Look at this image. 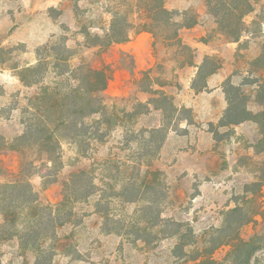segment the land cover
<instances>
[{
	"label": "rangeland",
	"instance_id": "1",
	"mask_svg": "<svg viewBox=\"0 0 264 264\" xmlns=\"http://www.w3.org/2000/svg\"><path fill=\"white\" fill-rule=\"evenodd\" d=\"M210 1L234 6L230 0ZM250 3L252 12L243 17L245 29L235 43L219 29L207 0H164L165 8L176 12L179 26L196 22L178 29L179 38L192 49L187 51L175 44L172 26L155 29V36L140 31L151 20L144 0H0V136L7 146L23 133L21 122L30 116L23 110L37 91L24 87L17 74L36 62L37 48L58 41L71 50L72 66L84 61L109 66L108 86L100 97L112 128L103 142L91 141L86 150L62 142L59 162L47 168L37 148L0 150V183L16 180L13 174L28 167L39 206L57 208L64 182L74 172L84 170L95 185L89 198L70 199L60 212L61 219L69 220L56 229V239L23 245L27 238L17 235L0 241V264H193L189 260L194 250L213 252V259L227 264V241L236 230L257 247L250 264H264V223L257 215L264 206V127L253 121L231 126L221 122L227 84L240 86L248 110L262 109L255 83L262 70L252 62L264 44V0ZM113 17L119 26H129L131 37L107 47L105 35ZM190 60L195 66L188 65ZM198 68L197 85L206 84L201 92L192 89ZM53 78L51 73L48 82ZM162 94L171 98L173 107ZM149 100H154L149 112L137 113L144 112L137 101ZM154 128L159 131L152 137L145 132ZM155 169L161 172L155 192L143 201L110 197ZM145 201L156 202L151 211H142ZM156 208L162 218L187 222L195 244L182 253L175 249L176 237L150 245L133 243L134 224L144 227V219ZM233 208L238 211L229 213ZM30 215L26 211L20 216L19 232L44 228ZM39 217L49 222L42 208ZM244 219L250 222L240 226Z\"/></svg>",
	"mask_w": 264,
	"mask_h": 264
},
{
	"label": "trees",
	"instance_id": "2",
	"mask_svg": "<svg viewBox=\"0 0 264 264\" xmlns=\"http://www.w3.org/2000/svg\"><path fill=\"white\" fill-rule=\"evenodd\" d=\"M144 1L148 11L151 13L149 18L151 20L147 24L144 23L140 31L148 32L155 36V29L172 26L174 27L172 37L176 41L175 44L187 51H192L190 46L183 43L179 38L178 29L179 27L190 28L196 22L179 26L178 22L174 20V13L176 12L167 10L164 0ZM230 1L234 5L233 7H229L225 3L219 7L216 4L217 1L213 4V1L210 0H207L206 6L209 9L211 7V14L215 17L219 29L227 37L231 38L233 42L238 43L245 29L243 17L252 12V5L250 0ZM236 10H240L238 16H235ZM128 27L122 24L119 26L117 17H113L109 31L105 35L108 40L106 42L107 47L112 43L128 41L131 37ZM117 31H119L118 34L121 36L118 39L115 38ZM85 35L90 37L91 34L85 31ZM93 38L96 41L103 42L98 35H94ZM71 56V50L66 46L65 41L47 43L36 49V62L20 70L17 76L22 85L27 88H37V91L28 99V104L23 110V114H30L21 122L24 127L23 133L16 136L10 146H7V141L0 136V150L37 148L45 156L46 162H43V166L47 168L49 165L59 162L62 142L72 143L79 149L86 150L91 141L101 143L105 140L112 128L108 120L107 107L100 94L107 89L110 68L104 63L93 65L87 61L72 66L70 64ZM210 58V56H205L204 60ZM252 64L262 70L259 77L255 78L258 79L255 80L257 84L256 99L262 109L256 113L248 110L243 95L239 93L241 91L240 86L235 87L227 84V89L225 90L227 106L221 121L224 126L253 121L261 128L262 126L264 127V44L261 53L253 60ZM188 65L195 66L192 60H190ZM200 72L201 69L198 68L192 82V89L195 92H201L206 88L205 82L202 86L197 85L198 78L201 77ZM214 72L215 70H212L209 74ZM51 73L54 78L52 82H48L47 79ZM233 89L238 92L235 96L230 95L228 92V90ZM148 91L153 92L151 89ZM162 99L170 107H173L171 98L169 99L162 94ZM152 102L154 100H149L146 103L137 101V108L144 109V112L138 111L137 113L149 112V105ZM157 109L162 110L161 107ZM158 131V128H154L145 132L152 137ZM28 166L31 169L33 163L29 162ZM26 169L24 171L19 169L13 174L17 178L16 180L4 184L0 183V241L11 240L17 235L24 241L27 238L23 245L30 240L36 244L40 239L49 237L56 239V229L65 225L69 220V218H60V212L64 210L68 201L70 199H87L94 193L95 185L88 178L86 172L81 170L74 172L70 179L64 182L63 196L57 208L39 206L37 205L39 202L37 194L33 191L29 181L32 172ZM160 175L161 172L157 169L148 172L139 183L131 181V183H127L120 191L114 192L110 197L120 198L126 203L143 201L146 194L155 192L154 185ZM248 188L249 186L247 185L246 189ZM155 203L145 201L142 211H151ZM41 208L48 212V223L44 224L40 217L37 219ZM26 211L31 212L30 216L32 221H35V224L37 222L36 226L43 225L44 228L38 229L33 233L26 230L19 232L17 229L18 222L22 213ZM236 211H238V208H233L229 210V213H235ZM70 212L66 214V217L71 215ZM149 214L150 217L144 219V227L141 228L140 224H134L136 231L134 232L133 243L141 241L150 245V243H157L167 238L176 237L178 244L175 249H179L182 253L185 247L195 244L192 239L194 235L193 229L187 222L162 218L160 208H156L155 213L149 212ZM257 215L264 223V206H260ZM104 218L107 221L108 214H105ZM248 222H250L249 219H244L240 226ZM107 232L110 233L111 229H107ZM117 233L120 235L119 231ZM227 245L230 248L229 254L231 257L227 264H250L252 257L257 251L254 240L244 241L237 230L229 238ZM212 254L213 252L206 254L202 250H194L193 256L189 261L193 264H226L213 259Z\"/></svg>",
	"mask_w": 264,
	"mask_h": 264
}]
</instances>
